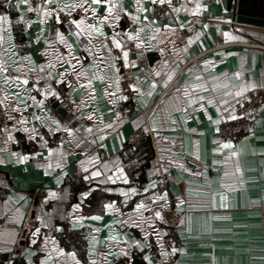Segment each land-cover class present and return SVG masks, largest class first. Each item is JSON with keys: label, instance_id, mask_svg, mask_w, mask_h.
<instances>
[{"label": "crops", "instance_id": "crops-1", "mask_svg": "<svg viewBox=\"0 0 264 264\" xmlns=\"http://www.w3.org/2000/svg\"><path fill=\"white\" fill-rule=\"evenodd\" d=\"M109 2L81 45L56 13L99 27L66 6L106 4L0 0V264H264V99L253 131L219 133L264 95V27L240 0Z\"/></svg>", "mask_w": 264, "mask_h": 264}, {"label": "built area", "instance_id": "built-area-1", "mask_svg": "<svg viewBox=\"0 0 264 264\" xmlns=\"http://www.w3.org/2000/svg\"><path fill=\"white\" fill-rule=\"evenodd\" d=\"M36 3H42L45 0H33ZM3 13L0 10V14ZM60 18L63 20L67 32H69L76 40L81 44L84 45L87 43V36L81 29H77L74 24H71L70 21L73 20L71 18L72 14L69 15L68 13H60ZM77 33H79L77 35ZM264 99V95L261 92H251L248 94L247 98L237 104L236 106V117L232 121L225 122L220 125L219 133L220 136L225 138H235L242 134L249 133L255 129L256 120L259 117L258 106L262 103ZM0 120L4 122L5 120V111L0 110ZM21 141V138L18 139ZM74 182L78 183L79 179L75 178ZM71 183L70 179L65 180V185ZM61 190L62 187H59ZM2 190L0 189V194Z\"/></svg>", "mask_w": 264, "mask_h": 264}, {"label": "snow or ice", "instance_id": "snow-or-ice-1", "mask_svg": "<svg viewBox=\"0 0 264 264\" xmlns=\"http://www.w3.org/2000/svg\"><path fill=\"white\" fill-rule=\"evenodd\" d=\"M25 3H27V0H24ZM87 2V0H85V3ZM155 2V0H154ZM160 3H164L165 0H159ZM92 3L93 4H106L107 5V14L102 16V17H98L95 15L96 13V9L95 8H91L89 9V7H85L84 5H80V4H73V5H68L66 7H70L72 8L73 10L75 8H82V10L87 14L89 11H91L93 13V19H97L99 21V24L100 26L97 27L95 24H85V20L83 18L81 19H73L70 21L71 24H74L77 29H81L82 31H85L87 36L89 37V42L91 43L92 39H107L106 37V34L103 32L102 30V27H103V24L105 22H108L111 18H112V14L115 12V9H116V6L113 5L112 3L109 2V0H92ZM55 11V10H53ZM146 11V10H145ZM48 13V9L46 8L45 9V14ZM69 15H71V13H69ZM119 15L117 14L115 16V19L116 20H119ZM5 19H7L6 16H0V21H4ZM56 20L57 22L59 23L60 22V17H59V13H56ZM94 32H95V36H94ZM79 33H77L78 35ZM57 35L61 37V39H63V33H60L59 31L57 32ZM119 34L117 33H114L113 36L111 37V40H112V43L115 45L116 48H119L121 49L122 53H123V59H124V62H125V66L127 67L128 66V51L125 50L121 44V41L119 39H117V36ZM128 39H134L133 37V34L132 32H127L126 33ZM227 35V33L225 34ZM137 47H140V44L138 43L137 44ZM69 48H71V45H69ZM163 51V50H161ZM113 59H117V58H113ZM71 60H72V57H71V54L69 55V63H71ZM77 63H79V61H77ZM0 72H7V69L3 66L2 62H0ZM157 75H159V73H156ZM61 76H64L65 74L64 73H61L60 74ZM76 75L77 77L79 78L80 76L83 75V70H79L76 72ZM18 79V78H17ZM39 79V78H38ZM61 81H57V83H60ZM24 84H27L28 83V80L25 79L23 81ZM154 83H153V87H154ZM131 87L133 89L136 88V85H131ZM45 94H49V93H45ZM151 94V93H149ZM237 95H239V93H237ZM127 97H122V99H126ZM32 99H35V97H32ZM202 99V98H201ZM0 103H2V101H0ZM42 103V102H41ZM36 119H39V117H36ZM68 131L71 133V129H68ZM101 139H103V137H101ZM52 149H49V152H51ZM118 171H122L120 169H118ZM94 176H98L100 175V173L97 171V172H94L93 173ZM135 191V190H133ZM147 191V189L145 190ZM108 207H111V205H108ZM138 208L140 207H143V205H137ZM155 216L156 217H161V212L160 211H156L155 212ZM96 219H99V217H96ZM59 230V229H57ZM36 232H39V229H36ZM35 235V233H34ZM74 255V253H73ZM145 259H148V257H145Z\"/></svg>", "mask_w": 264, "mask_h": 264}, {"label": "water", "instance_id": "water-1", "mask_svg": "<svg viewBox=\"0 0 264 264\" xmlns=\"http://www.w3.org/2000/svg\"><path fill=\"white\" fill-rule=\"evenodd\" d=\"M233 19L237 22L264 27V5L258 7L250 0H240V3L233 10ZM59 102L54 107H59ZM59 112L66 114L64 108H58Z\"/></svg>", "mask_w": 264, "mask_h": 264}]
</instances>
